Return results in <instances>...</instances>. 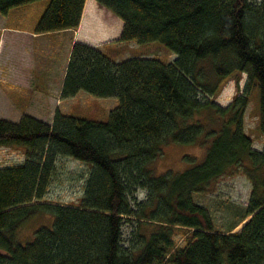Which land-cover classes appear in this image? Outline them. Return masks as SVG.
<instances>
[{
    "label": "trees",
    "instance_id": "trees-1",
    "mask_svg": "<svg viewBox=\"0 0 264 264\" xmlns=\"http://www.w3.org/2000/svg\"><path fill=\"white\" fill-rule=\"evenodd\" d=\"M35 0H0V12ZM86 0H50L36 33L75 28ZM123 20L119 40H158L171 62L132 57L115 62L102 49L75 42L61 98L86 91L116 97L108 120L57 110L52 123L24 114L0 117V145H22L23 163L0 167V264H264V148L253 147L244 115L254 87L261 94L264 134V0H97ZM241 92L224 106L215 98L241 74ZM238 88V89H239ZM206 147L184 171L157 173L164 144ZM92 164L78 204L43 202L58 156ZM243 173L252 189L238 231H219L208 209L192 198L225 175ZM148 199L137 210L130 196ZM52 213L26 243L22 224ZM157 223L140 248L124 245L126 218ZM185 228L174 243L173 226Z\"/></svg>",
    "mask_w": 264,
    "mask_h": 264
},
{
    "label": "rangeland",
    "instance_id": "rangeland-1",
    "mask_svg": "<svg viewBox=\"0 0 264 264\" xmlns=\"http://www.w3.org/2000/svg\"><path fill=\"white\" fill-rule=\"evenodd\" d=\"M50 0H35L27 4L15 6L8 13L0 12V37L5 41L4 48L0 53V73L5 74L6 88L0 92V117L10 121L18 122L23 116L22 110L14 105H18L21 95L12 91L18 90L17 83L13 81L16 73L12 72L14 63L21 64V53L24 39L19 34L22 32L17 27L29 28L30 25L36 27L41 15L44 13ZM93 6L86 8V28L83 36L99 41L106 37V31L112 27L116 28L123 20L109 8L101 5L97 0H92ZM85 6V5H84ZM84 9V8H83ZM83 14V12H82ZM82 17V15H81ZM81 20V19H80ZM123 28V27H122ZM27 37L28 35H24ZM19 40V50H14L12 42ZM12 46V47H11ZM109 55H115L117 61L132 57L159 58L165 62H171L177 54L168 46L158 40L140 43L136 40L121 41L119 39L110 40L105 44ZM56 47V46H55ZM58 47V46H57ZM15 52V53H14ZM65 51L58 55V62L62 63ZM39 65L36 63L32 69L34 76L39 80ZM247 80L245 73L241 74L239 80L240 88L236 84L235 78L228 79L215 100L221 105H228L234 95L241 92ZM239 88V89H238ZM22 99L29 96L22 94ZM118 105L116 97H97L86 91H80L78 95L64 101L62 108L67 114L79 115L86 118L108 120L109 111ZM261 116V94L259 87H254L250 101L244 115V129L251 137L253 147L262 150L264 148V134L260 128ZM46 122L52 123L53 116L37 117ZM206 147L197 143L186 144L170 141L163 146L162 154L154 161L153 165L157 173L168 169L173 171H184L193 164V160L185 158L186 155L195 157V161H201L206 154ZM27 149L22 145H0V167L17 165L24 162ZM93 166L90 163L74 159L69 156H58L48 186L47 192L42 201L48 203H61L65 205L78 204L83 195L84 186ZM251 181L243 173L235 175H225L212 182L205 190L193 192L192 198L195 203L206 207L210 213L213 226L219 231H238L244 223L243 221L248 207V200L251 194ZM148 199V192L138 188L130 196V201L134 209H138ZM54 215L52 213L37 212L30 216L19 228L17 240L20 243L31 241L35 236V231L41 225L52 228ZM157 223L147 219L139 220L137 217L126 218L123 225V239L125 246L140 248L145 241L144 236H149L152 230L157 229ZM185 228L173 226V241L177 245L184 243ZM144 235V236H143ZM153 264H159L154 262Z\"/></svg>",
    "mask_w": 264,
    "mask_h": 264
},
{
    "label": "crops",
    "instance_id": "crops-1",
    "mask_svg": "<svg viewBox=\"0 0 264 264\" xmlns=\"http://www.w3.org/2000/svg\"><path fill=\"white\" fill-rule=\"evenodd\" d=\"M88 5L93 6L94 2H92V0L85 1L80 23L75 28L46 33H36L35 28H33L35 25H30L29 28H16L22 31L19 32L21 36H18V38L22 37L24 39V45L23 49L19 51L21 53V64L17 67L14 63L12 68V72L16 73L13 77V81L17 83L15 86H18V90H11L18 94L20 93L19 96L21 95L19 104L14 106L19 110H22L23 115L28 114L34 117H54L57 110L66 113L62 108L63 102L73 99L78 95L67 99L61 98V91L73 44L78 41L85 42L102 49L109 55L108 49L105 48V44L110 40L119 39L123 23H120L114 29L110 27L108 29L109 31H106V37L104 34H100L101 37L104 38L96 42L83 36L84 29L86 28V22L84 23L86 19L85 12ZM25 34L28 36L25 37ZM12 44L14 47H11L18 52L19 49L17 47H20V41L16 40L12 42ZM4 45L5 41L0 37V53L2 52ZM62 50L65 51V57L62 60V63H59L58 55ZM114 56V54L111 55V59L118 62V59H116L117 57ZM36 63L40 67L38 73L39 80L35 78L32 71ZM4 78L5 74L0 73V92L6 88ZM22 94H27L29 98L23 100Z\"/></svg>",
    "mask_w": 264,
    "mask_h": 264
}]
</instances>
